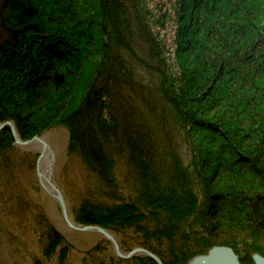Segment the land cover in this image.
Masks as SVG:
<instances>
[{
    "label": "trees",
    "instance_id": "trees-1",
    "mask_svg": "<svg viewBox=\"0 0 264 264\" xmlns=\"http://www.w3.org/2000/svg\"><path fill=\"white\" fill-rule=\"evenodd\" d=\"M164 3L155 24L146 0H0V123L13 121L23 140L65 125L69 151L107 185L112 156L123 154L143 203L169 215L158 221L163 234L188 216L209 236H263L264 0ZM167 23L174 36L158 30ZM132 62L156 80L153 90ZM158 98L189 145V165L174 148L160 155ZM13 145L6 128L0 153ZM108 210L87 206L77 222L113 230L145 218L134 205ZM51 231L47 251L63 241Z\"/></svg>",
    "mask_w": 264,
    "mask_h": 264
},
{
    "label": "rangeland",
    "instance_id": "rangeland-1",
    "mask_svg": "<svg viewBox=\"0 0 264 264\" xmlns=\"http://www.w3.org/2000/svg\"><path fill=\"white\" fill-rule=\"evenodd\" d=\"M164 2L146 0L147 7L152 9L157 20L155 24L162 23L158 21L160 13L157 10L166 9ZM169 26L167 23L158 30L166 31L170 36L174 32V36L176 30ZM132 65L137 79L153 90L156 80L137 63L132 62ZM155 103L162 124L157 134L160 155L168 159L171 148H174L185 165H189V145L182 132L173 122L167 105L160 98ZM163 127L166 131H162ZM41 135L55 154L52 178L61 189L70 217L75 223L80 224L77 216L87 206L108 214V209L114 206L134 205L144 215L143 220L138 219L128 225L114 224V229L108 230L117 239L123 252L129 253L136 248L150 252L154 250L164 259L157 255L163 263L181 264L183 254H207L205 242L208 241L213 243L210 249L227 243L234 245L244 264H255L252 258L255 254L264 257V235L257 236L245 230H227L209 236L205 233L203 223L194 217H183L177 222L175 230L163 234L162 230L168 227L158 221L169 215L143 203L136 175L123 154L114 153L112 156V183L107 185L81 155L69 151V132L65 125L53 126ZM38 156L36 149L14 145L0 153V264H157L146 256L119 259L103 236L67 228L59 204L39 183L35 167ZM51 228L60 233L63 241H56L59 243L53 250L47 251L52 239ZM194 257L196 255L185 260V264H190Z\"/></svg>",
    "mask_w": 264,
    "mask_h": 264
},
{
    "label": "water",
    "instance_id": "water-1",
    "mask_svg": "<svg viewBox=\"0 0 264 264\" xmlns=\"http://www.w3.org/2000/svg\"><path fill=\"white\" fill-rule=\"evenodd\" d=\"M61 81L62 78H57L58 84H60ZM6 128H9L13 135L14 146L31 148V146L34 144H41L43 147L49 149L47 151L50 152V155L53 158L50 176L48 178L44 177L41 172H39L38 168L36 170V174L41 187L59 204L62 217L67 228L75 232L94 233L103 236V238H105L110 243L115 256L119 259L129 260L140 256H146L153 259L157 264H164L157 255L143 248H136L129 253L123 252L117 239L105 228L75 223L70 217L68 205L61 189L52 179L53 167L55 164V154L50 145H48V143L43 139V135L35 136L31 140H23L19 135L16 125L13 121L0 123V133ZM252 258L255 264H264L263 256L255 254ZM190 264H242V261L232 248L227 246H215L211 248L207 254L194 257Z\"/></svg>",
    "mask_w": 264,
    "mask_h": 264
},
{
    "label": "bare ground",
    "instance_id": "bare-ground-1",
    "mask_svg": "<svg viewBox=\"0 0 264 264\" xmlns=\"http://www.w3.org/2000/svg\"><path fill=\"white\" fill-rule=\"evenodd\" d=\"M31 148L36 149L39 154L36 160V170L38 168L39 172H41L44 177L48 178L50 176V171L52 170L51 166L53 162L50 152L47 151L49 149L43 147L41 144H34Z\"/></svg>",
    "mask_w": 264,
    "mask_h": 264
}]
</instances>
